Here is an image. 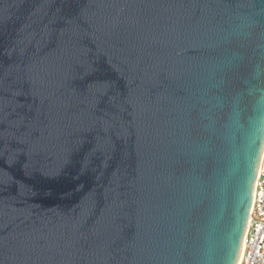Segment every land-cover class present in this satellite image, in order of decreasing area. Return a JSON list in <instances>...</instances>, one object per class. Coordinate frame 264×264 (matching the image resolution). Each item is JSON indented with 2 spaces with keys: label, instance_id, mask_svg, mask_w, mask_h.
Wrapping results in <instances>:
<instances>
[{
  "label": "water",
  "instance_id": "1",
  "mask_svg": "<svg viewBox=\"0 0 264 264\" xmlns=\"http://www.w3.org/2000/svg\"><path fill=\"white\" fill-rule=\"evenodd\" d=\"M259 113L264 0H0V264H236Z\"/></svg>",
  "mask_w": 264,
  "mask_h": 264
},
{
  "label": "built area",
  "instance_id": "2",
  "mask_svg": "<svg viewBox=\"0 0 264 264\" xmlns=\"http://www.w3.org/2000/svg\"><path fill=\"white\" fill-rule=\"evenodd\" d=\"M239 264H264V156L254 185Z\"/></svg>",
  "mask_w": 264,
  "mask_h": 264
},
{
  "label": "clouds",
  "instance_id": "3",
  "mask_svg": "<svg viewBox=\"0 0 264 264\" xmlns=\"http://www.w3.org/2000/svg\"><path fill=\"white\" fill-rule=\"evenodd\" d=\"M255 125L257 131L264 130V113H259L255 118ZM238 264V261L236 262Z\"/></svg>",
  "mask_w": 264,
  "mask_h": 264
},
{
  "label": "bare ground",
  "instance_id": "4",
  "mask_svg": "<svg viewBox=\"0 0 264 264\" xmlns=\"http://www.w3.org/2000/svg\"><path fill=\"white\" fill-rule=\"evenodd\" d=\"M241 256H242V248H241L240 255H239V259H238V264H239L240 261H241Z\"/></svg>",
  "mask_w": 264,
  "mask_h": 264
}]
</instances>
